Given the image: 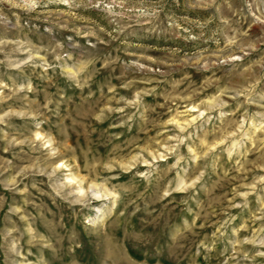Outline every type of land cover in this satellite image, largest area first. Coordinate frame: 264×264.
<instances>
[{"label":"rangeland","instance_id":"1","mask_svg":"<svg viewBox=\"0 0 264 264\" xmlns=\"http://www.w3.org/2000/svg\"><path fill=\"white\" fill-rule=\"evenodd\" d=\"M0 264H264V0H0Z\"/></svg>","mask_w":264,"mask_h":264}]
</instances>
